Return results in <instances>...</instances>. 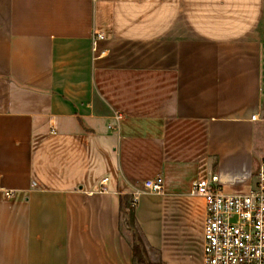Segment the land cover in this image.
Here are the masks:
<instances>
[{"label": "crops", "instance_id": "0c3cea01", "mask_svg": "<svg viewBox=\"0 0 264 264\" xmlns=\"http://www.w3.org/2000/svg\"><path fill=\"white\" fill-rule=\"evenodd\" d=\"M263 160L264 0H0V264H134L156 177L151 260L204 264L193 181Z\"/></svg>", "mask_w": 264, "mask_h": 264}, {"label": "built area", "instance_id": "2783aa9c", "mask_svg": "<svg viewBox=\"0 0 264 264\" xmlns=\"http://www.w3.org/2000/svg\"><path fill=\"white\" fill-rule=\"evenodd\" d=\"M103 38L97 33L95 44ZM107 181L108 177L102 180L100 190L106 189ZM145 191L163 193L162 178L142 179L132 194L133 205ZM191 194L206 200L204 264H264V160L258 169L257 185L248 193H226L218 177L213 176L211 180L193 181Z\"/></svg>", "mask_w": 264, "mask_h": 264}, {"label": "trees", "instance_id": "16d2710c", "mask_svg": "<svg viewBox=\"0 0 264 264\" xmlns=\"http://www.w3.org/2000/svg\"><path fill=\"white\" fill-rule=\"evenodd\" d=\"M129 197H123L121 208V228L131 230V246L133 250L134 264H162L153 262L149 256L141 230L136 222L135 205Z\"/></svg>", "mask_w": 264, "mask_h": 264}, {"label": "rangeland", "instance_id": "374dc122", "mask_svg": "<svg viewBox=\"0 0 264 264\" xmlns=\"http://www.w3.org/2000/svg\"><path fill=\"white\" fill-rule=\"evenodd\" d=\"M226 192V191H225ZM248 192H250V191H245V192H243V193H248ZM226 193H230V192H226ZM234 193V192H233ZM238 193H240V192H238ZM123 230H124V232H125V234L129 237V238H131L132 237V232H131V230H129L128 228H126V227H123ZM156 263H162V264H164L162 261H161V258L157 255V254H155V256H154V259H153Z\"/></svg>", "mask_w": 264, "mask_h": 264}]
</instances>
